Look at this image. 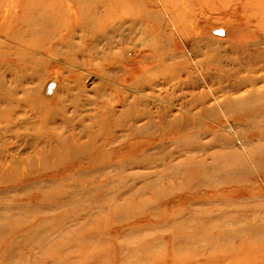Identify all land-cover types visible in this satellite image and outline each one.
<instances>
[{"label": "rangeland", "instance_id": "374dc122", "mask_svg": "<svg viewBox=\"0 0 264 264\" xmlns=\"http://www.w3.org/2000/svg\"><path fill=\"white\" fill-rule=\"evenodd\" d=\"M22 1L0 0V43L7 45L0 47V62L6 65L0 69L5 83L0 87V264H264V158L249 157V171L231 179L205 175L189 165L190 159L225 153L210 140L228 122L211 117L215 123L191 129L180 115L192 101L191 92L206 91L214 105L211 90L219 87L237 88L220 92L221 99L264 91V81L238 91V68L246 70L244 62L250 66L252 57L241 53L245 60L239 65L238 53L230 51H237L239 37L251 40L243 35L245 0H179L176 6L165 0H95L94 14L106 16L109 36L115 34L111 44L96 42L95 34L92 43L90 36L83 42L84 24L77 21L82 23L74 28L73 42L100 47L97 55L78 56L90 62L81 69L61 54H36L42 61L38 66L19 63V50L9 46L19 48L11 37L22 28L17 6ZM64 4L75 10L73 3ZM66 16V26H76L77 14ZM219 28L230 34L218 36ZM64 29L55 33L57 43L66 42L60 39L67 36ZM223 43L217 54L207 51ZM219 54L221 65L213 61ZM154 56L160 61L148 60ZM105 66L114 71L113 78L100 75ZM251 68L250 73L264 74V59ZM206 72L210 76L204 82ZM147 73L146 91L133 85ZM23 74L25 91L13 95ZM221 74L229 79L219 82ZM192 77L199 88L182 86ZM172 84L179 89L169 103L163 95ZM4 93L8 100L2 99ZM137 97L150 102L154 117L127 116ZM235 103L228 113L234 123L257 120L258 115L252 121L238 115ZM159 107H173L164 119L176 116L185 131L176 138L159 135L165 122ZM48 113L55 116L48 119ZM146 122L154 125L140 134L130 132ZM258 123L264 125V117ZM254 127L240 135L264 147V131ZM193 137L210 143L207 153L193 150Z\"/></svg>", "mask_w": 264, "mask_h": 264}, {"label": "bare ground", "instance_id": "6f19581e", "mask_svg": "<svg viewBox=\"0 0 264 264\" xmlns=\"http://www.w3.org/2000/svg\"><path fill=\"white\" fill-rule=\"evenodd\" d=\"M94 1L95 0H24L22 2H19L17 6L19 7L22 13V22L20 23V26L22 28L17 31L18 33H14V35L11 37L14 40L12 42L16 43L19 46V48L9 46V48L14 49L15 51L19 50V52L16 55L19 63L24 64L27 67L35 66V65L38 66L42 63V61L35 56L36 54L37 55L61 54L64 55L63 57H65V60L68 61L67 63L70 66H74L77 69H81L83 67H86L87 65L90 66L89 61L83 59L78 60V56L79 57H84L85 55L87 56L88 52L91 55L95 53L97 55V51L100 47H99V43L92 44L93 46L91 45V47H88L86 44L85 45L83 44L84 40H87L88 36H90V39L88 41L91 42V38H92L91 36L95 34L96 37L94 38L96 42H99L100 39H103V40H107L108 44H111L113 40L111 35L115 34L113 33L109 36L106 16L99 17L96 14H94L96 7V6H92ZM165 1L169 5L173 4L174 6H176V4L179 3V0H165ZM223 1L224 2L222 3L224 4L226 3L232 4L233 0H223ZM67 2L73 3L76 11L74 10V8H70L69 6H66L64 4ZM48 4L50 6L49 9L45 6ZM245 8L247 9L246 12L248 13V15L246 19L247 21L246 29L243 31V35L246 34V36L249 37V39L251 40L246 41L244 39H241V37H239L238 41H234L235 42L234 44H237L238 46L237 51L230 50L231 52L238 53L240 59L239 65H241L243 60H245V58L242 56L243 53L248 52L249 56H252L250 58V61L248 62L250 66H248L247 62H244L247 67L246 70L243 65L238 68V73H236L238 74V91H240L241 90L240 87H243L244 85L255 86L257 85V82L264 81V74L255 75L254 73H250L248 70L249 67H252L251 70H253V67L264 59V0H245ZM76 14L78 16L77 18H76ZM66 15H69L70 18L73 15L76 18L75 20L76 26L74 24L71 27L66 26V24L68 23V17ZM78 20L82 21L84 24V28L82 29L84 31V35L81 36V41H83L81 45H77V43L73 42L75 39L74 28L75 27L79 29L81 28L82 22L77 24ZM64 27H66V29L64 30L67 33L66 34L67 36L60 37V39L66 42L57 43L56 42L57 36H55V33L59 32ZM223 29L224 28H219L218 31H215V34H217L218 36L221 35L228 36L230 34L229 30L224 31ZM2 31L3 30H1V32ZM92 41H94L93 38ZM224 44L225 43L219 45H210L207 47V51L209 53L212 52L217 54L219 52L218 49L223 47ZM62 46L65 47L63 48ZM109 46L110 45H108L106 48H109ZM0 47L5 48L7 47V45H5V43H0ZM226 50L229 49H225V51ZM1 56L4 57L7 55L5 53H2ZM122 56L123 55L121 54L120 57ZM213 59H214L213 61L215 63H218L219 65L223 63V59L220 57V54L215 55ZM148 60L154 63L160 61V56H154L153 58L151 59L149 58ZM255 60H257V62ZM106 61L107 60H103L102 62H106ZM7 65L9 67V62H7ZM5 66L6 65L4 63L0 62V69L4 68ZM201 66L202 69H205L204 63H202ZM19 69L21 72L25 71L21 67H19ZM109 69L110 67L108 66L103 67L101 69L100 75L103 74L113 78V75H115L114 71L113 73H111ZM131 70L132 69H130V71ZM260 71L262 70H259V72ZM148 73L150 74L151 71H148ZM147 74L143 81L141 80L140 83L138 81L139 84L135 83L133 85L134 86L142 85V87L144 88L143 90L146 91L145 89L149 88V86L147 85V79L149 77V74L148 75ZM209 76L210 74L208 72L204 73L203 75L204 82H206L207 80L206 78L207 77L209 78ZM25 78L26 77L24 74L23 76H17V79L15 81V86H16L14 89L15 91L12 93L13 95H15L17 91H25L23 85ZM219 78H220L219 82L223 81L225 78L227 80L229 79L228 75L225 74H221ZM198 84H199V80L197 78L192 77V79L184 82L182 86H185V88H190V87L199 88ZM4 86L5 83L0 79V87L2 88ZM23 88L24 90H21ZM177 89H179L177 88V85L172 84L171 87H169V89H166L164 91L165 94L163 95V99L165 100L167 99L169 100L168 101L169 103H172V101L174 100V92H176ZM236 89L237 88L233 89V88L219 87L216 90H211L214 105L209 104L208 99L210 95L206 93V91H201L199 93L191 92V94L190 92H187L184 94V96L189 94L192 96V101L190 100L189 103H186V108L182 110V113H180L181 116H185L187 127L191 129H197L199 128V125H204V124L208 125L209 122L212 121L211 117L223 116L225 120L228 122V124L226 123V125L223 126L221 125L220 130H217L218 133L220 132V135L217 134L216 137H213L210 140L213 143H218L219 145H221L225 149V153L219 152L216 155L214 154L208 155L210 159L208 158L202 161H196L194 158L190 159L192 162L191 164L189 163V165L196 164V168H200L205 173V175L218 176L220 179L221 177H228L229 179H231L236 175L238 176L239 171L242 172L249 171L247 168V166L249 165L248 163L249 157L252 160H257V162H259V158L262 157L264 158V147L262 146V143H260L258 139L252 140L247 136L242 137L240 135L242 133L241 131L245 132L246 130H249V128H255L254 125L260 127L264 131V125L258 123V119L260 117H264V103H262L264 102V91L259 92V91H254V89H252L243 96L238 97V99H232L231 97L223 98V99L219 98L221 97L219 95L220 92L235 91ZM52 90L53 88L51 89V91ZM51 91L49 92L48 90L49 93H51ZM81 91H83V89H81ZM1 97L4 100H8L9 98L7 93L1 94ZM17 98L18 97H16V99ZM58 100L59 98H56L54 101L58 102ZM232 102H236L235 103L236 110L238 111V115L239 114L243 115L242 118H246L245 116H248V120L252 121L258 115V117L256 118L257 120L252 121L251 125L247 124L246 122H242L239 125L234 123L233 120L231 119L232 116L228 115V113L232 110L233 107L230 104ZM149 103H147L146 100H144L143 98L137 97L133 105H131L128 108L127 116L129 118L133 117L136 119H141V118L147 119L150 117H154L153 115H151L150 110L147 107V104ZM250 103H256L257 106H250ZM169 106L171 107L172 104H169ZM41 107H43V105L40 106L39 108ZM172 109L173 107L170 110H168L167 108L166 109L160 107L157 108L158 117L161 120H165V122H162L160 124L159 127L160 131L158 132V134L167 135L168 137L176 138V133H179L180 131L184 132L186 129L185 128L186 125L176 124L177 122L175 118L176 116H174L173 119L171 120L164 119V117L166 118L168 114L172 112ZM257 109H261L262 113L255 114L254 112ZM48 115H49L48 119L55 116L54 114L51 113H48ZM191 115L193 117H189ZM217 124L220 123L218 122ZM153 125L154 124L152 122H146L144 124L143 129L130 127V132L134 134H140L143 133L142 131L147 130L148 126H153ZM207 132H210V130L207 129L203 134H207ZM145 133H149L146 135H151L152 130L151 132H145ZM105 141H108L107 136L105 138ZM189 141H191V143L195 146L193 150H197V151L199 150L205 151L206 146L210 144L207 142H202L203 140H200L197 137L196 138L193 137ZM205 153L207 152L205 151ZM115 157H117V155L115 154L111 155V158H115ZM121 158H125V156H122Z\"/></svg>", "mask_w": 264, "mask_h": 264}]
</instances>
